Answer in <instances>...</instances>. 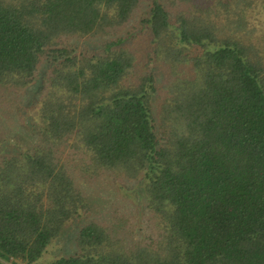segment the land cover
<instances>
[{
    "label": "trees",
    "instance_id": "1",
    "mask_svg": "<svg viewBox=\"0 0 264 264\" xmlns=\"http://www.w3.org/2000/svg\"><path fill=\"white\" fill-rule=\"evenodd\" d=\"M0 264H264V0H0Z\"/></svg>",
    "mask_w": 264,
    "mask_h": 264
},
{
    "label": "rangeland",
    "instance_id": "2",
    "mask_svg": "<svg viewBox=\"0 0 264 264\" xmlns=\"http://www.w3.org/2000/svg\"><path fill=\"white\" fill-rule=\"evenodd\" d=\"M27 106L28 105H26V104L22 105L21 106L22 110H25ZM20 113H22V112H20ZM15 141H16L15 138H10L8 140V143L5 144L3 146V148L4 149H10V148L14 147V144H16ZM119 193L122 196H124L126 194H130L131 192L128 188L124 187V188H119ZM69 229H71V228H69ZM68 233H69V231H67V233H65V234H68ZM65 246H66L65 245V238H60V240L57 243L53 244L52 247L47 251V253L44 255V257L42 258L41 261L42 262L49 261L50 259L55 258L58 255L63 254L65 252Z\"/></svg>",
    "mask_w": 264,
    "mask_h": 264
}]
</instances>
